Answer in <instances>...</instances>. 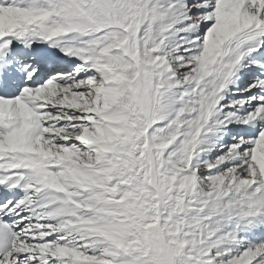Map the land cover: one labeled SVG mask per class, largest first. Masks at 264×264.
Instances as JSON below:
<instances>
[{
    "label": "snow or ice",
    "instance_id": "snow-or-ice-1",
    "mask_svg": "<svg viewBox=\"0 0 264 264\" xmlns=\"http://www.w3.org/2000/svg\"><path fill=\"white\" fill-rule=\"evenodd\" d=\"M0 264H264V0H0Z\"/></svg>",
    "mask_w": 264,
    "mask_h": 264
}]
</instances>
